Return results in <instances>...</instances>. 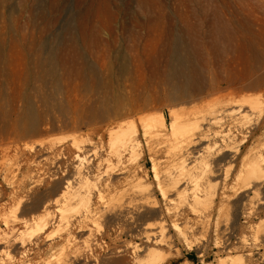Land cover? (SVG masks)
Instances as JSON below:
<instances>
[{
  "label": "bare ground",
  "instance_id": "obj_1",
  "mask_svg": "<svg viewBox=\"0 0 264 264\" xmlns=\"http://www.w3.org/2000/svg\"><path fill=\"white\" fill-rule=\"evenodd\" d=\"M59 6L51 0L38 18L52 19ZM124 119L110 122L99 141L21 144L19 131L0 139V264H171L179 253L166 258L164 247L174 236L188 249L207 250L197 241L198 222L203 241L215 232L225 255L216 264H259L235 224L221 222L220 209L231 204L235 221L252 200L261 204L263 95L221 93L173 111L168 124L162 115L145 117L140 130ZM142 140L152 178L139 165Z\"/></svg>",
  "mask_w": 264,
  "mask_h": 264
},
{
  "label": "rangeland",
  "instance_id": "obj_2",
  "mask_svg": "<svg viewBox=\"0 0 264 264\" xmlns=\"http://www.w3.org/2000/svg\"><path fill=\"white\" fill-rule=\"evenodd\" d=\"M50 2L0 0V139H16L19 131L21 144L72 136L99 141L119 117L140 130L145 117L162 115L168 124L173 111L221 93L264 97V0H55L59 10L42 21ZM142 142L139 165L151 177V153ZM263 197L260 189L261 204L252 200L255 208L246 204L235 221L236 209L220 206L221 222L235 224L259 264ZM199 223L197 241L208 252L174 236L175 248L164 247L166 258L179 253L171 264H216L225 256L215 232L203 241Z\"/></svg>",
  "mask_w": 264,
  "mask_h": 264
}]
</instances>
